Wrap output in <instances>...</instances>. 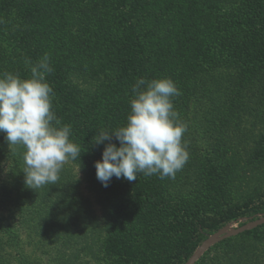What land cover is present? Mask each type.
Segmentation results:
<instances>
[{
  "label": "rangeland",
  "instance_id": "rangeland-1",
  "mask_svg": "<svg viewBox=\"0 0 264 264\" xmlns=\"http://www.w3.org/2000/svg\"><path fill=\"white\" fill-rule=\"evenodd\" d=\"M166 1L170 0H142L141 8L137 5L111 6L108 10L112 18L118 19V15H125L136 23L134 25L125 22V25L127 28L133 25L140 33V41L145 49L142 69L148 74L151 71L164 73L167 70H170L171 74L172 71L178 70L181 63L173 56L177 55L174 51L186 47L185 40L181 42L183 35L178 32L179 25L183 24L185 31L189 33L194 31L193 27L187 26L190 24L189 16L199 15L198 21H204L201 22L204 25L200 37L202 47H197V50L194 47L188 49L192 54L198 55L197 60L202 66L198 87H192L191 99L185 104L184 111L183 123L187 125V131L182 137V142H187L189 159L174 178H165L169 186L165 193L170 196L172 203L178 208L177 211H189L198 221H218L225 213L238 211L239 208L244 210V207L264 201V88L245 82L251 74V67L245 63L239 66L223 64L228 57L218 44L225 33L236 32L237 29L230 23L231 19L239 22L250 18V0H199V4L196 3V12H186L187 15L183 12L175 14L168 10ZM108 3L110 4V1ZM175 3L180 2L177 0ZM64 6L70 17L81 13V6L71 3ZM94 9L84 10L86 17L83 19L86 22L88 18L93 21L89 27L79 21L70 20L61 28L63 39L58 42L57 53L58 59L62 61L61 65L71 66L77 62L75 59L78 54H87L89 46L93 47L99 43L96 33L102 29H98L99 23ZM57 12L59 10L52 13V18ZM0 16L10 23L9 26L0 27L1 53L8 58V63L14 62L12 65L19 67L22 63L24 71L31 73L29 66L24 62V57L28 55L23 50L16 49L18 44L11 33L16 29V32L23 30V33L26 30L21 10L16 6L9 7L6 2L0 0ZM107 20L109 25L110 21ZM210 25L211 30L208 29ZM173 35L177 36L170 39ZM101 50L104 51V48L96 49L97 52ZM70 51L72 55L68 56ZM67 71L69 78L68 81L66 78V81L80 87L85 83L89 88L94 83H104L109 88H115L114 85L121 79L118 64L99 65L98 57L83 70L85 73L92 72L90 75H82L81 72L79 78H75V70ZM260 73L263 74L264 70H260ZM232 77L237 78L236 82L240 83L239 89H234L235 92L230 90L235 86L232 84ZM257 90L261 94H258ZM108 94L116 99L121 97L112 89ZM132 96V91L123 96L128 100L129 109ZM5 150L10 158L14 156L13 145L8 144ZM2 163L0 264H120V258L112 252L113 247L115 250L120 247L109 243L115 229L110 228L106 222L105 208L101 203V196L109 199L112 194H100L99 197V193L90 189L83 171L74 161L66 162L59 173L58 182L50 185L51 190L56 192L52 197L54 203L58 202L55 205H59L61 209L74 207L70 211L67 209L70 214L66 216L67 211L65 212L61 224L57 222L54 210L46 215V211L34 208L31 203L19 209L10 206L16 199L6 196L7 193L3 192L11 180L7 174L8 162ZM65 175V178L70 179L66 184L70 191H63L65 188L61 184V177ZM120 186L124 188L118 189L126 193L127 186ZM40 198L43 197L35 199L36 206L51 202V199L47 202L44 199L45 202L39 203ZM6 205L8 206L5 207ZM52 209L57 208L53 206ZM263 218L264 215L259 219L240 216L212 237H219ZM124 219L125 222L121 224L126 226L117 228V232L123 231V228L130 226L131 221L136 220L131 210ZM242 222L247 223L240 226ZM201 258L206 264L216 260H222L221 264H264V224L216 243L207 249ZM199 260L195 264H201ZM174 262V258L165 256L154 264Z\"/></svg>",
  "mask_w": 264,
  "mask_h": 264
},
{
  "label": "trees",
  "instance_id": "trees-1",
  "mask_svg": "<svg viewBox=\"0 0 264 264\" xmlns=\"http://www.w3.org/2000/svg\"><path fill=\"white\" fill-rule=\"evenodd\" d=\"M3 1L9 7L16 6V8H19L23 14L22 17L25 18V32L23 33V30L16 32L18 29L14 33L11 32L16 44H18L16 49L19 48L28 55V57H24V62L27 60L31 61L32 64H36L45 54L50 58V67H52L53 71L48 73L46 78L49 79L47 83L50 84L54 91L52 111L60 121L59 125H55V122L53 124L56 127L65 125L71 127L70 141L80 147V158L78 157L74 163L83 171L90 189L99 193V197L101 196L100 194H112L109 199L101 196V203L105 208L106 222L110 228L115 229L113 234H111L113 237L109 239V243L120 247V249L116 250L113 247L114 251L112 250L116 257L120 258V264H154L158 259L160 260L165 256H169L171 259L174 258L175 262L173 264H185L205 241L219 233L240 216L259 219L260 216L264 215L263 201L257 205L252 204L244 207V210L239 208L238 211L234 210L231 213H225V216L218 221H198L191 216L192 213L189 211L176 210L178 208L172 203L170 196L165 193L169 189L167 181L160 179L156 174L152 176L138 174L137 180L132 182L123 178L117 179L113 177L108 187H104L96 176L95 163L102 160L106 144L115 143L117 147L120 145L115 137L111 141H105L104 144L97 145L94 143V137L101 130L111 131L127 123L130 109L128 108V100L124 99L123 96L126 92L131 91L130 88H132L138 78L150 81L156 77H159V79H162V77L171 79L181 92L180 96L172 98V102L175 110L179 113V119L184 122L185 104L191 99L190 92H192V87H198L199 72L202 70V66L197 60L198 55L188 51V49L193 47L195 49L202 47V44L200 45V37H202L201 28L204 25L201 22L204 21H198L199 15L188 17L190 18L188 20L190 24L187 26L193 27L194 31L188 33V31H185L183 24L179 25L178 32L183 35L181 42L183 43L185 40L186 47L177 48L174 51L177 55L173 56L179 59L180 68L172 71L171 74L170 70L164 73L151 71L148 74L142 69L145 49L140 41L139 31L133 25L126 27L125 22L133 23L129 20V17L118 15V19L112 18L113 16L110 15L108 10L111 6L126 7L137 5L141 8L140 2L142 0ZM108 1H110V4ZM178 1L180 2L179 4L175 3L177 0L166 1L165 5L168 10L175 14L183 12L187 15L186 12L195 13L198 9L196 3L199 4V0ZM67 3L81 6V13L75 14V17H70L67 14L66 6H64ZM210 6L214 7V5ZM55 8H59V12L54 14L52 18V13L58 11ZM92 8H95L94 11L97 14L95 17L98 18V29H102L96 33L99 43L93 47L89 46L87 54H78V58L75 59L77 62L71 66L61 65L62 61L57 56L59 52L58 42L63 39L61 37V28L70 20L79 21L89 27L90 22L93 21L88 18L86 22L83 19V17H86L84 10ZM104 9L105 11H103ZM51 11L53 12L51 13ZM106 18L110 21L109 25H107L108 20ZM0 21V27L2 28L10 25L2 16H0ZM230 23L237 29L236 32L232 34L225 33L226 35L218 43L221 50L228 57L223 64L231 63L239 66L241 63H245L248 67H251V74H249L245 82L260 85L264 88V73H260V70H264V41H262L264 39V0H250V18L239 22L231 19ZM133 24L135 25L136 23ZM211 26L208 27L209 30H211ZM176 36L173 35L170 39ZM171 42L169 43V49L171 48ZM98 48H104V51L97 52L96 49ZM67 55L71 56L72 52L70 51ZM96 57H98L99 65L118 64L119 72H121L119 78L121 79H119L117 85H114L116 86L115 88H109L104 83H94L89 88L86 83L80 87L74 85V83L67 82L69 78L67 69L75 70L73 71L75 78H79L81 72L82 75H90L92 72L87 71L85 73L83 70L85 67L90 66L91 63H94ZM7 59L0 51V73L10 72L18 74L20 78L23 75V79L31 78V73L24 71L22 63L20 64L21 67L19 65L14 66L12 65L14 62L12 64L8 63ZM236 80L237 78L232 77V84H235V86L230 90H233V92H235V88L239 89L240 86V83L236 82ZM111 89L116 93L118 92L121 97L112 98L108 94ZM257 93L261 94L258 90ZM7 145L5 134L0 133V171L2 162H8L7 174L11 180L3 192L7 193L6 196L16 199L10 206L19 209L25 207L27 203H31L34 208L46 211V215L54 210L53 214L57 217V222L61 224L65 212L67 211L66 216L70 214H68L67 209L70 211L74 207L61 209L59 205H55L58 202L54 203L52 197L56 192L51 190L50 185L35 190L27 187L23 173L24 148L20 145H13L15 154L10 158L6 155L5 148ZM65 177L66 175L61 177V184L65 188L63 191H70L68 190L69 186L66 185L70 179ZM122 184H125V187L127 186L126 193L118 189V187L124 188L120 186ZM40 196L43 198H40L41 201L39 203L45 202L44 199H46V202L51 199V202L36 206L35 199ZM50 205L55 206L57 209H52L53 206ZM130 210L133 211L136 220L131 221L130 226L123 228V231L117 232V228L121 229L126 226L121 223L125 222L124 217ZM181 212L183 214L186 213V215ZM246 223L242 222L240 226ZM200 262L201 264H206L202 258L199 260ZM221 262L222 260H216L211 264H221Z\"/></svg>",
  "mask_w": 264,
  "mask_h": 264
},
{
  "label": "clouds",
  "instance_id": "clouds-1",
  "mask_svg": "<svg viewBox=\"0 0 264 264\" xmlns=\"http://www.w3.org/2000/svg\"><path fill=\"white\" fill-rule=\"evenodd\" d=\"M30 79L18 74L0 73V133L6 142L20 145L27 187L35 190L55 185L63 165L80 158L79 145L70 141L71 127H56L60 121L52 111L53 88L46 75L53 71L44 55L36 64L25 61ZM130 114L124 126L101 130L94 143H107L102 160L95 163L96 176L104 187L113 177L136 181L138 174L174 178L189 159L187 142L182 137L187 125L179 119L172 102L181 95L168 78L148 81L138 78L132 85Z\"/></svg>",
  "mask_w": 264,
  "mask_h": 264
},
{
  "label": "water",
  "instance_id": "water-1",
  "mask_svg": "<svg viewBox=\"0 0 264 264\" xmlns=\"http://www.w3.org/2000/svg\"><path fill=\"white\" fill-rule=\"evenodd\" d=\"M264 224V218L263 219H260L258 221H255V222H252L250 224H247L243 227H240L238 229H235L229 233H226L224 235H221L219 237H212L210 238L209 240H207L198 250L197 252L191 257V259L185 263V264H195L202 256V254L207 250L209 249L211 246L215 245L216 243H219L231 236H235V235H238V234H241L247 230H250V229H253L259 225H262Z\"/></svg>",
  "mask_w": 264,
  "mask_h": 264
}]
</instances>
